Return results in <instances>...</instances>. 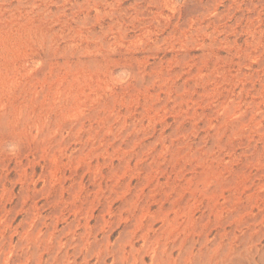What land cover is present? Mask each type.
<instances>
[{
    "label": "rangeland",
    "instance_id": "1",
    "mask_svg": "<svg viewBox=\"0 0 264 264\" xmlns=\"http://www.w3.org/2000/svg\"><path fill=\"white\" fill-rule=\"evenodd\" d=\"M0 264H264V0H0Z\"/></svg>",
    "mask_w": 264,
    "mask_h": 264
}]
</instances>
